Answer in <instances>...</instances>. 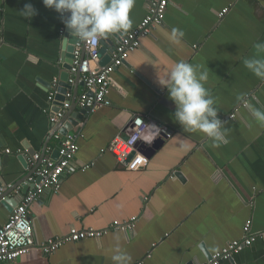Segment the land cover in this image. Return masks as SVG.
Segmentation results:
<instances>
[{
  "label": "crops",
  "instance_id": "0c3cea01",
  "mask_svg": "<svg viewBox=\"0 0 264 264\" xmlns=\"http://www.w3.org/2000/svg\"><path fill=\"white\" fill-rule=\"evenodd\" d=\"M148 1L136 0L131 30L101 39L116 46L145 18ZM26 4L38 13L31 20L20 14ZM173 27L185 33L180 45L171 40ZM62 29L60 14L43 0H0V188L10 193L0 207V226L21 203L22 185L29 186L23 178L34 170L32 151L46 149L51 157L57 151L56 128L44 111L48 85L65 73ZM257 44H264V0H171L163 25L115 70L111 106L70 132L82 138L60 191H47L30 210L40 242L72 228L104 230L136 217L134 229L67 243L49 256L33 250L13 264H114L117 243L133 264H203L242 240L248 221L254 233L264 231V125L248 107L264 110V81L243 64L257 57ZM180 60L208 71L205 87L217 101L228 144L213 148L203 133L184 132L174 121L176 106L158 79L164 81ZM69 93L72 99L74 89ZM135 115L173 133L145 168L131 172L108 147L126 135ZM221 264H264V240Z\"/></svg>",
  "mask_w": 264,
  "mask_h": 264
},
{
  "label": "built area",
  "instance_id": "2783aa9c",
  "mask_svg": "<svg viewBox=\"0 0 264 264\" xmlns=\"http://www.w3.org/2000/svg\"><path fill=\"white\" fill-rule=\"evenodd\" d=\"M171 0H149L146 5L147 14L142 22L134 30L126 34L121 42L115 47L112 54V62L107 66L101 65V39L96 43L86 42L85 47L80 42L74 51V60L71 69L72 76L69 84L76 83L75 76L80 74L79 82L83 84V92L79 96L80 107L91 109V113L111 106L110 94L114 87L113 74L115 70L124 65L131 53L142 46L144 39L152 35L153 30L163 25ZM229 12L225 9L220 16L223 17ZM62 29L61 34H64ZM83 48L85 57L83 58ZM60 79L55 78L48 91L49 107L45 109V114L49 116L53 127L59 123L65 113L71 107L70 99L72 95L68 92L67 101L63 103L60 112L54 109L56 106V96L58 94ZM247 105V104H246ZM231 118H235L233 114ZM148 125H156V139L152 143H145L143 137L150 136ZM172 131L163 125L156 124L152 119L142 115H135L125 128V136L117 135L111 141L108 151L115 157L117 162L127 171L137 172L149 164L150 158L141 150L142 144L150 145L162 138L170 139ZM81 133H69L67 135L56 132L54 139L57 142L59 158L53 159L51 156H43L36 153L31 157V164L39 168L29 177L28 183L34 187L23 196L21 203L12 213L9 221L0 226V264H13L22 256L33 250L41 251L49 256L56 253L67 243H77L87 239H97L107 235L110 231H132L137 222L136 217L128 223H115L104 230H83L72 228L69 234L64 237L50 238L46 241H38L35 237L33 222L31 218V207L40 201L47 191L58 193L63 183V177L70 169L73 161L79 152V140ZM135 153L133 159L129 158ZM91 166L87 165L84 170ZM4 188H0V207L3 205ZM147 200V199H146ZM253 223L248 221L244 227V238L229 242L221 251L215 253L211 259L203 264H221L223 261H232L236 254L252 246L258 240H264V231L253 232ZM142 264V263H140Z\"/></svg>",
  "mask_w": 264,
  "mask_h": 264
},
{
  "label": "clouds",
  "instance_id": "9594fccd",
  "mask_svg": "<svg viewBox=\"0 0 264 264\" xmlns=\"http://www.w3.org/2000/svg\"><path fill=\"white\" fill-rule=\"evenodd\" d=\"M44 5L60 14L62 22L71 36L79 41L96 43L117 32H128L133 27L131 14L136 0H43ZM20 14L31 20L38 13L31 5L26 4ZM171 40L176 45L182 43L185 33L173 27ZM257 57L244 58L245 68L255 77L264 81V44L255 45ZM208 71H201L183 60L175 63L164 81L158 83L167 89L169 99L174 102L176 111L174 121L184 132L203 133L212 141L213 148H220L229 143L228 129L218 118L219 110L215 106L217 101L205 87L208 80ZM253 117L264 125V110L248 105ZM149 129H159L156 125H148ZM156 131L150 136L143 137L145 143H152L156 139ZM111 256L114 264H133L132 256L119 243L114 247Z\"/></svg>",
  "mask_w": 264,
  "mask_h": 264
},
{
  "label": "water",
  "instance_id": "95a60500",
  "mask_svg": "<svg viewBox=\"0 0 264 264\" xmlns=\"http://www.w3.org/2000/svg\"><path fill=\"white\" fill-rule=\"evenodd\" d=\"M115 34H119V32H117ZM64 37H65V39L63 40V43H62L60 59H61V63L63 64V69H64L65 73L60 77L58 94L56 96V106L57 107L54 110L56 112L61 111V109L63 107V103L67 101L66 96L70 90L74 89L75 93H74V97L70 100L71 107L68 109V111L65 113L64 117L56 125V127H55L56 129L54 131V134L52 135L53 137H54L55 133L58 131L64 135L69 134L74 129V127H78L79 124L82 123L83 119L88 117L91 114V109L86 108V107H81V110L79 112H77V113L75 112L76 109L78 107H80L78 89L80 86L83 87V84L79 82L80 74L75 76L76 83L74 85L69 84L70 78L72 76L71 69H72V65H73L74 51H75L76 45L81 42L85 47L86 42L74 39L71 36V34L67 28L65 29ZM120 37L117 39L118 43L121 42L122 38L126 37V34H122V35H120ZM101 46H102L101 56L105 61L104 65H102V66H107V65L111 64V62H112V54H113L116 46H113L111 41H106L103 39H101ZM109 51H110V54H108ZM84 57H85V48H83V58ZM50 88H51V84L48 85V91ZM165 142H166V139L160 138V139L156 140L152 144L151 147H148L147 145L142 144L141 150L144 151L149 158H151L152 157L151 155L155 151L159 150L165 144ZM32 155H35V151H32ZM42 155L46 156V149L43 151ZM134 156H135V153L129 158L128 162H130ZM52 158L55 160H57L59 158L58 149H57L56 153L52 156ZM39 166H40V164H38L34 168L33 172L30 175H27L26 177L23 178L24 181L27 184H29V186H27V187L22 185V188H23L22 194L23 195H26L29 192V190L34 187V184L28 183V179L35 172V170L37 168H39ZM9 194L10 193L3 194V198L6 197L5 200H7ZM5 202L6 201H3L2 204L4 205Z\"/></svg>",
  "mask_w": 264,
  "mask_h": 264
}]
</instances>
